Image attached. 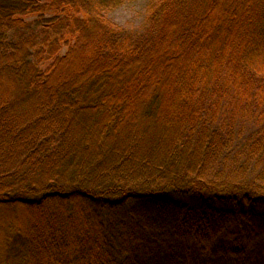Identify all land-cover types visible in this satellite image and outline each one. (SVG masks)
<instances>
[{"label":"trees","instance_id":"trees-1","mask_svg":"<svg viewBox=\"0 0 264 264\" xmlns=\"http://www.w3.org/2000/svg\"><path fill=\"white\" fill-rule=\"evenodd\" d=\"M131 1L0 0V264H264V0Z\"/></svg>","mask_w":264,"mask_h":264},{"label":"rangeland","instance_id":"rangeland-1","mask_svg":"<svg viewBox=\"0 0 264 264\" xmlns=\"http://www.w3.org/2000/svg\"><path fill=\"white\" fill-rule=\"evenodd\" d=\"M146 1L147 0H134L128 2L109 12V16L118 24L124 26H132L139 24L144 19L146 13ZM147 132L151 134L150 136H153L154 130L150 129ZM140 144L143 146L150 145V141L142 139ZM12 215H15L17 217V213L11 207H7L5 209L0 210V227L3 219H7ZM37 216L38 215L35 212L31 211L30 209H26L20 214L21 222H23V224H25V226L28 229L35 224L41 223V219L38 220L35 219ZM0 236H1V228H0Z\"/></svg>","mask_w":264,"mask_h":264}]
</instances>
